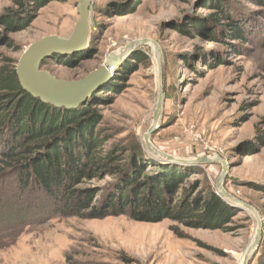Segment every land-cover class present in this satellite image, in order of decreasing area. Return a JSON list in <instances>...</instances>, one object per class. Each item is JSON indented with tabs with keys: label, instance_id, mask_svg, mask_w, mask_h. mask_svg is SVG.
Returning a JSON list of instances; mask_svg holds the SVG:
<instances>
[{
	"label": "rangeland",
	"instance_id": "374dc122",
	"mask_svg": "<svg viewBox=\"0 0 264 264\" xmlns=\"http://www.w3.org/2000/svg\"><path fill=\"white\" fill-rule=\"evenodd\" d=\"M89 10L88 47L53 54L41 67L59 79L79 80L106 66L109 55L125 53L110 78L88 97L93 96L90 102L85 104L87 98L80 104L88 115L81 136L93 134L97 139L92 144L106 140L100 144L105 151L116 146L133 156L127 179L143 185L150 178L148 194L154 195V184L164 180L160 189L167 203L202 207L210 193L221 202L213 201L214 209L203 221H137L125 213L93 219L61 200L64 188L54 186L61 190L57 197L31 177L24 185L21 176L4 175L0 264L242 263L254 240L256 218L218 191L221 164L187 169L162 161L173 166H159L145 155L143 136L153 123L158 82L162 110L150 144L176 158L227 163L222 188L250 205L262 221L259 244L246 264H264V0H92ZM217 10L225 15L215 17ZM1 18L20 28L8 34L9 47L0 46V53L17 63L31 43L72 31L78 19L76 0H0ZM237 36L247 41L233 39ZM79 164L74 185L66 184L78 189L77 204L82 194L99 199L118 184L108 175L79 178ZM177 181L182 183L176 186Z\"/></svg>",
	"mask_w": 264,
	"mask_h": 264
},
{
	"label": "trees",
	"instance_id": "16d2710c",
	"mask_svg": "<svg viewBox=\"0 0 264 264\" xmlns=\"http://www.w3.org/2000/svg\"><path fill=\"white\" fill-rule=\"evenodd\" d=\"M18 5L23 6L21 2H18ZM215 13H217L215 17L225 15L223 10H217ZM211 20L218 21L217 18H211ZM17 29L20 28L14 23L1 18L0 46L9 47L12 40L8 34ZM200 30V27L196 28L197 33ZM209 35L211 34L208 33V37ZM235 38L247 41L243 36L233 39ZM0 57V177L8 174L10 177L19 175L24 185L31 177L32 181L42 185L41 187L47 192H55L57 197H61V190L57 189L64 188L65 195L61 197V200L67 199L69 201L67 204L71 205V209L78 206L75 208L80 216L88 215L93 219L102 218L107 214L125 213L137 221H159L169 217L180 218L182 221L186 218L191 222L203 221L210 216L213 201L217 204L221 202L216 195L210 193L209 197L203 201L205 206L203 204L202 207L204 208L200 206L196 208L192 204L179 205L178 202L167 203V199H162L161 196L164 189H160L165 184L164 180L154 184V190H152L154 195L148 194L145 191V185L150 178L143 185H141L142 182L138 183L140 180L133 183L127 179L130 159L133 156L128 157L130 155H126V152L116 146L105 151L100 144L106 140L92 144L91 142L97 139L93 134L88 137L81 136V130L88 124V115L83 114L85 111L83 105L82 107L79 105L75 111H72L41 102L19 85L15 73L16 61L3 56L2 53ZM44 61L45 59L42 60L41 67ZM91 98L93 96L88 98L85 104H88ZM70 113L76 114L73 119L66 117ZM78 128H81L80 131H77ZM72 141L74 145L69 147L68 144ZM84 148L85 154H82ZM145 155L151 157L147 153ZM65 156L68 159H65ZM84 160L87 164H84ZM81 161L83 171L79 178L82 175L101 178L108 175L113 180L116 178L118 184L112 189L109 188L110 190L99 199L90 200L88 195L82 194L77 198L79 202L77 204L75 197H77L78 189L69 188L66 184L74 185L72 184L73 179L81 170L79 164ZM153 161L159 166H173L171 163H163L158 159ZM177 166L187 167V169L195 167L192 165ZM22 175L26 177L25 180ZM144 175L141 174L139 177L143 178ZM77 182L79 181L75 183ZM178 183L182 181H177L176 186ZM174 192L176 189L173 190V194ZM169 197L173 195L170 194ZM83 209L85 211H82Z\"/></svg>",
	"mask_w": 264,
	"mask_h": 264
},
{
	"label": "water",
	"instance_id": "95a60500",
	"mask_svg": "<svg viewBox=\"0 0 264 264\" xmlns=\"http://www.w3.org/2000/svg\"><path fill=\"white\" fill-rule=\"evenodd\" d=\"M92 0H76V10L78 19L72 31L66 36L47 35L38 41L31 43L20 55L15 73L21 88L31 96L38 98L41 102L51 104L54 107L75 108L83 103L92 92L110 78L116 65L119 63L122 54L109 55L106 66L90 72L86 77L79 80L59 79L48 71L41 69V62L46 57L53 54H72L85 50L90 41V5ZM163 94L158 82V97L153 113V123L145 132L143 140L147 149V154L160 161L173 162L182 165H200L219 162L222 172L216 180V187L223 195V198L232 204L250 211L256 218V232L248 251L244 255L241 264H246L248 254L257 247L261 238L262 221L256 211L248 204L236 199L222 188V181L227 173V163L219 158L209 157H172L159 152L149 142V137L157 127V122L162 110Z\"/></svg>",
	"mask_w": 264,
	"mask_h": 264
},
{
	"label": "bare ground",
	"instance_id": "6f19581e",
	"mask_svg": "<svg viewBox=\"0 0 264 264\" xmlns=\"http://www.w3.org/2000/svg\"><path fill=\"white\" fill-rule=\"evenodd\" d=\"M148 44V43H147ZM152 47V45H151ZM152 49V48H151ZM123 51L122 50H119V53L118 54H122V55H125V53H122ZM156 52V51H155ZM60 55H64V54H60Z\"/></svg>",
	"mask_w": 264,
	"mask_h": 264
}]
</instances>
